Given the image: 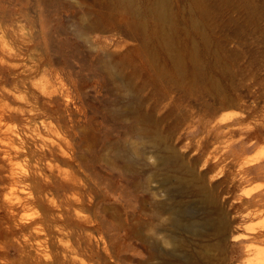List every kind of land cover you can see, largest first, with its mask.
Masks as SVG:
<instances>
[{
	"label": "rangeland",
	"instance_id": "1",
	"mask_svg": "<svg viewBox=\"0 0 264 264\" xmlns=\"http://www.w3.org/2000/svg\"><path fill=\"white\" fill-rule=\"evenodd\" d=\"M153 2L0 0V141L23 147L0 143V264L188 263L218 225L186 174L160 164L166 147L227 216L211 264H264V0L217 10L211 49L189 1L171 0L176 43L199 67L185 77ZM6 154L29 175L10 178Z\"/></svg>",
	"mask_w": 264,
	"mask_h": 264
},
{
	"label": "bare ground",
	"instance_id": "2",
	"mask_svg": "<svg viewBox=\"0 0 264 264\" xmlns=\"http://www.w3.org/2000/svg\"><path fill=\"white\" fill-rule=\"evenodd\" d=\"M117 1L127 5H133L135 3V0ZM187 1H189L192 12L196 16L192 21V30L198 34L202 45L207 49L216 46V41L212 38L211 34L204 32V30L208 29L210 31L211 26L214 24L213 21L217 19V10L238 4L240 9L243 8L248 14H253V9L250 5H245V7L241 5L240 1L242 0H213L216 2V6H212L210 0ZM251 1L253 0H248L249 3ZM149 10L158 22V40L162 48H164L171 56L175 73L180 77H185L190 73L198 71L199 67L193 59L191 60L192 63L190 65L185 64V55L181 49L182 46H180L178 42L176 43V19L174 20V15L171 10V0H154ZM189 54H191L190 57L192 56V58L196 56L195 51H191ZM219 57V59L224 60L221 56ZM185 91L187 94L193 95L198 89L195 88L194 84H191L190 86H186ZM152 141L157 144L160 141V138L155 136L152 138ZM165 152L166 155L163 158H159V161L161 162L160 164L166 169H173L186 174V178L182 179V183L185 186L187 194L200 197L209 208L207 212L210 215V218L213 216V219L211 220L217 222L218 225L217 227H212L206 232L204 235V237L207 238L206 243L200 247V249L194 254V257L186 264H211V262L215 260L214 258L217 257V254H220L222 257L225 254V245L229 230L227 216L223 212V207L221 208L219 198L215 192L207 185L203 177L197 174L195 170L188 165L184 158L178 154L177 150L173 147H166ZM37 185L39 184L37 183ZM41 193L43 192L41 191ZM222 263L223 260L220 264ZM165 264L172 263L168 262Z\"/></svg>",
	"mask_w": 264,
	"mask_h": 264
},
{
	"label": "clouds",
	"instance_id": "3",
	"mask_svg": "<svg viewBox=\"0 0 264 264\" xmlns=\"http://www.w3.org/2000/svg\"><path fill=\"white\" fill-rule=\"evenodd\" d=\"M5 91H7V89H5ZM17 100H20L22 102H25V98L23 96H16ZM5 107H7V105H5ZM13 111H15V109H13ZM6 132H10L13 135H16V126L15 125H7L6 126ZM17 139H19V137H16ZM0 143H3L5 145V148H11L14 152L16 153H20L21 151H23V147H15L11 141H0ZM21 145H23V141H21ZM149 162L150 163H154L155 162V157L153 156H149ZM4 160L8 161L10 166H11V172H10V178L15 179L20 173H22L24 176H28L29 175V161L27 158H25L23 161H14L13 157L6 154L4 156ZM12 192H16L17 189L16 187H12L11 188Z\"/></svg>",
	"mask_w": 264,
	"mask_h": 264
}]
</instances>
